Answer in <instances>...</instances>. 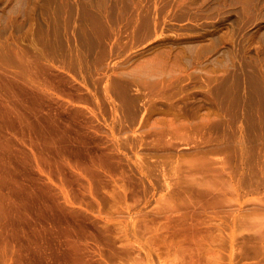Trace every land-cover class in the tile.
I'll use <instances>...</instances> for the list:
<instances>
[{
	"label": "rangeland",
	"instance_id": "rangeland-1",
	"mask_svg": "<svg viewBox=\"0 0 264 264\" xmlns=\"http://www.w3.org/2000/svg\"><path fill=\"white\" fill-rule=\"evenodd\" d=\"M7 91L64 208L0 264H264V0H0Z\"/></svg>",
	"mask_w": 264,
	"mask_h": 264
},
{
	"label": "bare ground",
	"instance_id": "bare-ground-1",
	"mask_svg": "<svg viewBox=\"0 0 264 264\" xmlns=\"http://www.w3.org/2000/svg\"><path fill=\"white\" fill-rule=\"evenodd\" d=\"M28 124V113L22 102H17L9 91L0 93V235H4L5 238L4 248L10 249L12 254L20 249L13 246L10 240L16 241L26 235L29 208L22 201L31 198L42 202L43 197L56 208H64L53 193H48L46 197L36 193L35 190L39 187L50 192L47 185H43L35 178L33 184L29 185L21 174L16 173L13 164L14 161L18 162L17 158L21 159V164L24 165H28L32 159L38 164L37 154L40 151L32 138ZM19 144L26 146L28 144L29 153ZM14 222L18 225L14 228L17 233L9 235L8 231H11ZM49 253L43 252L46 264H52V254Z\"/></svg>",
	"mask_w": 264,
	"mask_h": 264
}]
</instances>
